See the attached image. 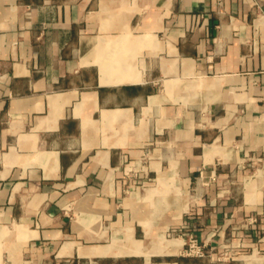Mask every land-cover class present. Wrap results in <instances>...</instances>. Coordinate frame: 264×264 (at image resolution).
<instances>
[{
  "label": "crops",
  "instance_id": "obj_1",
  "mask_svg": "<svg viewBox=\"0 0 264 264\" xmlns=\"http://www.w3.org/2000/svg\"><path fill=\"white\" fill-rule=\"evenodd\" d=\"M0 264H264V0H0Z\"/></svg>",
  "mask_w": 264,
  "mask_h": 264
},
{
  "label": "built area",
  "instance_id": "obj_2",
  "mask_svg": "<svg viewBox=\"0 0 264 264\" xmlns=\"http://www.w3.org/2000/svg\"><path fill=\"white\" fill-rule=\"evenodd\" d=\"M185 252L188 255H203V249L200 245L197 244L196 240L192 237L186 242Z\"/></svg>",
  "mask_w": 264,
  "mask_h": 264
}]
</instances>
